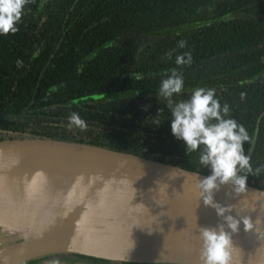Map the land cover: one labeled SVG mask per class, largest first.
Listing matches in <instances>:
<instances>
[{"label":"trees","instance_id":"1","mask_svg":"<svg viewBox=\"0 0 264 264\" xmlns=\"http://www.w3.org/2000/svg\"><path fill=\"white\" fill-rule=\"evenodd\" d=\"M17 27L0 34V138L77 141L211 174L200 150L187 153L172 134L168 100L158 96L175 68L184 87L173 103L214 89L251 137L245 154L261 171L247 182L264 187V0H29ZM186 52L192 63L176 65ZM73 112L86 131L68 129ZM0 236L8 238L0 247L19 240Z\"/></svg>","mask_w":264,"mask_h":264},{"label":"water","instance_id":"2","mask_svg":"<svg viewBox=\"0 0 264 264\" xmlns=\"http://www.w3.org/2000/svg\"><path fill=\"white\" fill-rule=\"evenodd\" d=\"M208 175L77 141L0 138V227L19 238L0 247V264L57 253L200 264L199 227L223 222L195 186ZM233 188L214 193L216 203L234 205L226 215L264 220V187ZM59 203L82 207L86 219L67 223ZM232 240L233 264H264V235L241 222Z\"/></svg>","mask_w":264,"mask_h":264},{"label":"clouds","instance_id":"3","mask_svg":"<svg viewBox=\"0 0 264 264\" xmlns=\"http://www.w3.org/2000/svg\"><path fill=\"white\" fill-rule=\"evenodd\" d=\"M28 3L29 0H0V34L18 31L17 25L21 22ZM185 44V41H180L179 47L184 48ZM33 55H38V52ZM175 63L178 66L191 64V53L177 55ZM16 64L17 67H23L22 60H17ZM165 75L157 93L168 100L172 134L183 141L187 153L200 150L199 163L209 167L211 174L202 180L197 179L195 186L204 205L213 208L223 221L215 227H199V239L202 242L199 250L200 264H233L232 235L239 232L241 222L245 232L255 231L264 235L257 227L264 224V220L259 216L254 224L248 216L236 219L232 215H226L233 210L234 205L222 206L216 203L214 193L219 191L221 185L234 186L235 193H244L247 191V176H257L260 173V168L253 169L250 156L245 154L243 147L244 142L251 144V137L236 119L227 118L229 106H221L214 89L195 88L187 100L173 103L171 97L182 92L184 79L175 68L170 70V75ZM244 95L241 93V99ZM67 127L69 130L76 128L86 131L88 125L78 113L73 112L68 117ZM241 172L245 174L242 175Z\"/></svg>","mask_w":264,"mask_h":264},{"label":"flooded vegetation","instance_id":"4","mask_svg":"<svg viewBox=\"0 0 264 264\" xmlns=\"http://www.w3.org/2000/svg\"><path fill=\"white\" fill-rule=\"evenodd\" d=\"M2 231L8 232V230L0 227V235H1ZM6 236H7V233H6ZM5 237L0 236V243H3L5 241V239L6 240L8 239ZM13 237L18 238V236L15 233H13ZM50 255H53L52 259H50ZM50 255H44L46 257L41 258L39 260V262L43 263V264L44 263H48V264H77L78 263L79 264V262H81V264H93V261L91 259H88V258L82 257V256H78L76 254L57 253V254H50Z\"/></svg>","mask_w":264,"mask_h":264},{"label":"bare ground","instance_id":"5","mask_svg":"<svg viewBox=\"0 0 264 264\" xmlns=\"http://www.w3.org/2000/svg\"><path fill=\"white\" fill-rule=\"evenodd\" d=\"M60 208L61 214H63L64 218L67 217V220H65L67 223H74V222H82L86 219L87 212L84 211V209L77 205H71V204H57ZM93 214L97 213V211L93 210ZM137 224V223H135ZM138 225V224H137ZM137 228H142L139 226H135Z\"/></svg>","mask_w":264,"mask_h":264},{"label":"rangeland","instance_id":"6","mask_svg":"<svg viewBox=\"0 0 264 264\" xmlns=\"http://www.w3.org/2000/svg\"><path fill=\"white\" fill-rule=\"evenodd\" d=\"M53 258V255H50V259H52ZM78 264V263H77ZM79 264H81V262H79ZM99 264H108L107 262H105V263H99ZM109 264H112V263H109Z\"/></svg>","mask_w":264,"mask_h":264}]
</instances>
